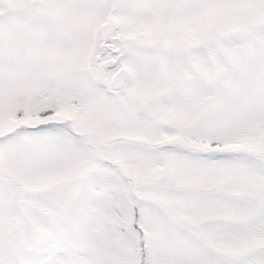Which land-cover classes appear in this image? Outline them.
Wrapping results in <instances>:
<instances>
[{"label": "snow or ice", "instance_id": "6c2138e0", "mask_svg": "<svg viewBox=\"0 0 264 264\" xmlns=\"http://www.w3.org/2000/svg\"><path fill=\"white\" fill-rule=\"evenodd\" d=\"M0 264H264V0H0Z\"/></svg>", "mask_w": 264, "mask_h": 264}]
</instances>
